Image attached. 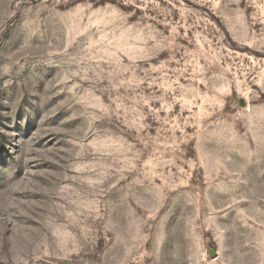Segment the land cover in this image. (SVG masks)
<instances>
[{
	"label": "rangeland",
	"instance_id": "obj_1",
	"mask_svg": "<svg viewBox=\"0 0 264 264\" xmlns=\"http://www.w3.org/2000/svg\"><path fill=\"white\" fill-rule=\"evenodd\" d=\"M0 264H264V0H0Z\"/></svg>",
	"mask_w": 264,
	"mask_h": 264
},
{
	"label": "bare ground",
	"instance_id": "obj_2",
	"mask_svg": "<svg viewBox=\"0 0 264 264\" xmlns=\"http://www.w3.org/2000/svg\"><path fill=\"white\" fill-rule=\"evenodd\" d=\"M252 51V50H251ZM252 53H255V54H257V52L256 51H252Z\"/></svg>",
	"mask_w": 264,
	"mask_h": 264
}]
</instances>
